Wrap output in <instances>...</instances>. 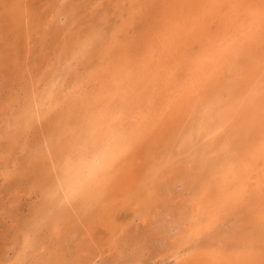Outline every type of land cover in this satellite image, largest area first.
<instances>
[{"label":"rangeland","instance_id":"374dc122","mask_svg":"<svg viewBox=\"0 0 264 264\" xmlns=\"http://www.w3.org/2000/svg\"><path fill=\"white\" fill-rule=\"evenodd\" d=\"M249 1L0 0V264H264Z\"/></svg>","mask_w":264,"mask_h":264},{"label":"bare ground","instance_id":"6f19581e","mask_svg":"<svg viewBox=\"0 0 264 264\" xmlns=\"http://www.w3.org/2000/svg\"><path fill=\"white\" fill-rule=\"evenodd\" d=\"M20 1H22V0H19V2ZM25 1V0H24ZM155 1V0H154ZM214 0H163L162 2L161 1H159V3L160 4H162L163 6H159V8H160V10H163V8L162 7H166L167 9H169V10H171L173 13H175L176 14V11L177 10H179V9H182L183 10V7H190V8H188V9H192V11H194V10H196L197 11V9H198V7H194V5H196V4H198L199 5V7H200V9H201V4H202V2H204V3H212ZM247 1H249V0H247ZM28 2V1H27ZM156 2H157V0H156ZM250 2V1H249ZM158 3V2H157ZM156 3V4H157ZM158 3V4H159ZM214 3H217V2H214ZM21 4V3H20ZM23 4V3H22ZM26 4V3H25ZM152 4V3H151ZM228 5V4H227ZM233 5V4H232ZM262 5H264V0H251V3H250V5H249V7H248V10H247V13L245 12V14H247V16H251L253 13H255L254 11H256V10H258V8L257 7H263ZM153 6H155V5H152V7ZM156 6H158V5H156ZM231 6V5H230ZM230 6H228V7H230ZM2 7H3V5H2ZM204 7V6H203ZM203 7H202V9H203ZM149 8V7H148ZM150 8H151V6H150ZM154 8V7H153ZM193 8H194V10H193ZM231 8V7H230ZM6 9V8H5ZM8 10H7V12H5L4 13V19L5 20H8V19H6L5 18V14L7 13V16H8V18L9 19H11L12 20V22H13V24L16 26V27H18L19 25H20V23H22V20L24 19V20H31L30 18L33 16V14H32V11L31 10H29L30 8H28L27 6H22L21 7V5H19V3H18V5H15V6H12L11 8L9 7V8H7ZM187 9V8H186ZM235 9V8H234ZM147 10V9H146ZM151 10H152V8H151ZM157 10V9H156ZM156 10H152V12L153 11H156ZM223 10H225V9H223ZM231 10H232V8H231ZM184 11H186L187 12V10H184ZM199 11V10H198ZM222 11V10H221ZM228 11V10H227ZM246 11V10H245ZM149 12V11H148ZM195 12V11H194ZM224 12V11H223ZM222 12V13H223ZM146 13H147V11H146ZM151 13V12H150ZM156 15H158L159 16V14H160V12H159V10H157L156 12ZM222 13H221V15H222ZM224 13H226V12H224ZM142 14H144V13H142ZM148 15H149V13H147ZM174 14V15H175ZM194 14V13H193ZM197 14V13H196ZM206 14V13H205ZM1 15V14H0ZM171 15V14H170ZM178 15V14H177ZM183 15V14H182ZM181 15V16H182ZM185 15V14H184ZM191 15V14H190ZM230 15V14H229ZM255 15V14H254ZM1 16H3V15H1ZM0 16V17H1ZM162 16V15H161ZM168 16V15H167ZM166 16V17H167ZM187 16V15H186ZM223 16V15H222ZM185 17V16H184ZM192 17V16H191ZM221 17V16H220ZM251 17H253V16H251ZM162 18V17H161ZM197 18V17H196ZM225 18V17H224ZM227 18V17H226ZM142 19V18H141ZM146 19H147V17H146ZM145 19V20H146ZM156 19V18H155ZM184 19H186V18H184ZM193 19H195L194 17H193ZM158 20V19H157ZM189 20H191V19H189ZM188 20V21H189ZM258 20V19H257ZM154 21V20H153ZM156 21V20H155ZM173 21H174V18H173ZM172 21V22H173ZM175 21H177V19L175 20ZM174 21V22H175ZM31 22H34V21H31ZM168 22V21H167ZM173 22V23H174ZM178 22V21H177ZM194 22V21H193ZM158 24H160L161 25V22L159 21L158 22ZM165 24V23H164ZM170 24V23H169ZM258 25V24H257ZM261 25V24H260ZM162 26V25H161ZM165 27V25L163 26V28ZM174 27V26H173ZM259 27V26H258ZM33 29V28H32ZM129 29V28H128ZM185 29V28H184ZM188 29V28H187ZM261 29V28H260ZM171 31V30H170ZM256 31V30H255ZM257 31H258V29H257ZM258 34L257 35H259V32H257ZM260 33H262V32H260ZM256 34V33H255ZM262 35V34H261ZM257 37V36H256ZM262 38V37H261ZM211 42V41H210ZM31 44V43H30ZM170 47V46H169ZM29 48V47H28ZM30 49V48H29ZM1 55V54H0ZM193 60V59H192ZM1 61V60H0ZM159 62V61H158ZM187 62V61H186ZM103 63V62H102ZM200 64V63H199ZM201 66V65H200ZM190 67H192V66H190ZM38 69V68H37ZM39 70V69H38ZM263 70V69H262ZM209 71V70H208ZM201 72V71H200ZM190 73V72H189ZM201 74V73H200ZM257 74H258V72H257ZM261 74H262V72H261ZM263 75V74H262ZM259 76H260V74H259ZM254 81H256V80H254ZM259 81V80H258ZM264 82V81H263ZM256 84V83H255ZM262 84H264V83H262ZM128 86V85H127ZM261 86V85H260ZM129 87V86H128ZM263 87H264V85H263ZM168 89V88H167ZM102 90V89H101ZM75 91V90H74ZM85 92V91H84ZM87 93V92H86ZM169 93V92H168ZM88 94V93H87ZM209 98V97H208ZM117 104V103H116ZM125 109V108H124ZM117 111V110H116ZM124 111V110H123ZM169 113V112H168ZM79 114H81V113H79ZM157 117V116H156ZM99 119V118H98ZM113 119V118H112ZM137 120V119H136ZM116 121V120H115ZM148 121H150V120H148ZM148 123V122H147ZM159 125V124H158ZM114 129V128H113ZM161 131V130H160ZM154 134V133H153ZM157 134V133H156ZM121 135V134H120ZM147 136V135H146ZM122 140V139H121ZM127 162V161H126ZM126 164V163H125ZM75 167H77V166H75ZM77 169V168H76ZM126 172L125 173H123L122 175H121V178H120V184H119V190H121L122 192H125V191H127L128 189H130V185H131V181H132V176H131V174H129L128 175V171L127 170H125ZM104 174V173H103ZM76 181H78V180H76ZM74 188V187H73ZM108 188V187H107ZM104 190H106L107 191V189H104ZM116 190H118V189H116ZM88 193L90 194V195H92L93 194V196H95L97 193H95V192H92V191H89L88 190ZM99 195V194H98ZM105 195V194H104ZM97 197V196H96ZM102 197H103V195H102ZM126 237H128V236H126ZM80 242H82V241H80ZM79 242V243H80ZM78 243V244H79ZM139 243V242H138ZM140 243H142V242H140ZM77 244V246L79 247V245L81 246L82 244L80 243L79 245ZM84 244H85V242H84ZM90 244V243H89ZM128 244H130L129 243V241H128ZM134 244V243H133ZM133 244H132V247H133ZM137 244V243H136ZM135 244V245H136ZM75 247V252H76V249L78 248V247ZM138 246V245H137ZM140 247V246H139ZM83 248H85V247H83ZM139 249V248H138ZM80 250H83V249H80ZM79 250V251H80ZM78 251V250H77ZM79 251H78V253H77V255L76 256H78V255H81L80 253H79ZM84 251V250H83ZM82 251V252H83ZM73 252V251H72ZM81 252V251H80ZM74 256H75V254H73ZM59 257L61 256V255H58ZM72 256V255H71ZM73 256V257H74ZM47 258H48V256H46ZM72 257V258H73ZM79 258L81 257V256H78ZM76 258V257H75ZM76 261L75 262H78L77 260L78 259H75ZM74 262V261H73ZM45 263L46 264H68L67 262H66V260H63L62 258H56V256H50V258H48V259H46V261H45ZM44 263V264H45ZM71 263V262H70ZM72 264V263H71ZM74 264V263H73ZM79 264H81V262L79 263Z\"/></svg>","mask_w":264,"mask_h":264}]
</instances>
